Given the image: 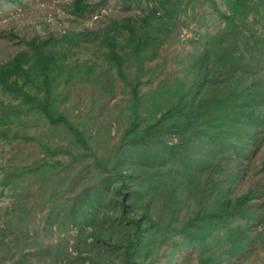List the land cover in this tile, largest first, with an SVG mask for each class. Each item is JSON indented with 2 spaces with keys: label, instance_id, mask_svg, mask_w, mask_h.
<instances>
[{
  "label": "trees",
  "instance_id": "1",
  "mask_svg": "<svg viewBox=\"0 0 264 264\" xmlns=\"http://www.w3.org/2000/svg\"><path fill=\"white\" fill-rule=\"evenodd\" d=\"M120 1L138 8L144 1L149 13L113 19L96 30L31 37L0 63V141L31 140L45 154L27 165L11 159L0 164L1 183L17 201L1 214L13 222L0 230V256L11 253L14 243L19 250L13 264H33L32 256L53 251L69 258L70 264H153L162 247L167 251L165 264H170V253L189 245L200 249L199 264H212L209 256L235 254L244 236L242 226L232 220L253 215L254 190L229 197L224 188L241 177L244 160L264 135V0H224L225 10L217 0H202L222 26L192 43L182 80L161 78L168 94L156 109H150V102L159 88L149 91V97L143 92L151 79L140 51L149 37H156L157 25L175 24L173 17L188 5L201 7V0ZM88 6L86 0H72L70 13L80 16ZM102 63L105 66L95 72ZM254 67L259 69L257 82ZM115 82L129 96V111L120 139L102 152V143L59 110L58 103L72 86L104 89ZM247 86L251 88L245 90ZM40 122L68 136L77 151L49 148L38 130ZM57 154L70 159L63 169L73 161L82 162L83 169L95 168L93 185L48 211V225L57 215L63 233L74 229L71 242L62 237L46 249L30 250L28 245L30 251H24L38 234L23 230L32 208L16 196L24 189L20 182L30 175L53 174L59 162L52 157ZM194 158L200 161L198 171L189 169ZM260 171L264 188V159ZM143 175L153 191L144 189ZM202 182L209 187L199 189ZM90 193L97 195L95 204L101 199L107 208L84 218L77 209L79 203H90Z\"/></svg>",
  "mask_w": 264,
  "mask_h": 264
},
{
  "label": "rangeland",
  "instance_id": "2",
  "mask_svg": "<svg viewBox=\"0 0 264 264\" xmlns=\"http://www.w3.org/2000/svg\"><path fill=\"white\" fill-rule=\"evenodd\" d=\"M86 1L89 6L82 15L77 16L70 13L72 0H0V63L23 49V40L31 37L37 36L43 39L48 35L59 37L68 31L77 33L83 30H96L113 19L139 18L149 13L145 9L146 3L144 4V1L139 3V8L136 7V3L124 4L120 0ZM223 1L217 0L221 10H225ZM203 2L200 1L201 7L198 4L193 7L188 5L184 13L173 17L175 24L171 26L157 25L154 30L156 37H149L147 39L148 45L140 51V57L144 55L142 61L148 67L151 79V85H144L143 92L149 97V91L156 92L159 88L155 100L150 102V109H156L157 104L166 99L168 94V87L161 78L170 77L172 81L175 76H180V80H182L186 65L184 61L194 46L192 43H196L206 32L213 34L217 28L222 26L219 17L212 14ZM201 11L203 14L198 15ZM196 45L200 47L198 44ZM246 58L248 61L252 60L250 56ZM125 64L127 65V62ZM104 66L105 64L102 63L95 69V72ZM253 69L256 75L253 79L257 82L259 69L258 67ZM250 80L248 79V81ZM112 84L104 89H92L87 84H82V87L72 86L65 100L61 101V104L58 103L59 110H64L73 122L80 124V128L90 138H95L102 143L98 145L102 152L120 139L129 111L127 107L129 106L128 94L122 92L119 82ZM248 87L251 88V86H247L245 90ZM262 92L264 94V85ZM146 106L147 103H144L142 108ZM47 125L48 123H38V130L43 131L42 140L49 148L62 146L64 147L63 150L77 151L75 145L69 144L68 136L49 130ZM263 129L264 126L262 131ZM34 132L38 131L34 130ZM93 141L95 142V140ZM41 156H45L44 152H41L31 140L24 142L18 139L16 142L11 141L6 144L0 141V164L11 159L15 164L27 165ZM46 157L49 159V156ZM195 158L199 159L201 155H197ZM195 158L191 160L193 163L189 165V169L198 171L200 161L195 163ZM52 159L59 162L58 165H55L53 174L49 175L44 172L24 178L20 182L24 189L20 188V192L16 194L17 197L22 198L26 207L32 208L31 218L26 219L28 221L23 226V230L38 234L37 239L23 246L24 251L32 250L33 246H37L36 248L41 250L46 249L48 246H53L62 237H66L71 242L74 229L70 228L68 233H63L64 230L58 225L57 215L53 216V223L48 225V211L64 199H69L71 193L74 194L82 187L87 188L93 185L92 177L95 168L83 169L82 162L73 161L69 169H63L70 162L67 154H57ZM263 159L264 135L262 141L256 143L252 151L248 153L247 159L244 160V172L241 177L234 184L224 188L229 197L246 193L249 189L254 190L253 215L245 214L232 220L233 224L242 226L244 236L239 237V246L235 248V254L229 255L228 252L222 251L209 256L212 258V264H264V188L262 187V173L260 171ZM143 176L145 178L144 189L150 188L153 191L155 188L149 183L148 177ZM1 177L2 172H0V230H3L8 227H6V223L12 225L13 219H4L3 215L1 216L2 211L14 206L17 201L11 196L12 192L9 188L2 185ZM159 180L160 176L158 177ZM202 183L203 185H197L199 189L209 187L204 182ZM90 195L92 196L89 204L81 205L79 203L78 205L77 213L84 215V218L89 216L92 218L93 213L98 215L107 208L101 199L95 200L99 202L98 204L92 201L97 195L94 196L93 193ZM59 211L60 209L57 210V212ZM16 227L20 228L21 226L16 224ZM11 237L12 234L7 236V239L11 240ZM20 240L21 247L23 238ZM28 245L32 246L30 250H28ZM240 245L243 248L241 252H238ZM12 248L11 253L0 256V264H13L14 254L19 249L15 247L14 243ZM160 250V254L153 260V264H165L167 251L165 247ZM69 251L70 248L68 247V253L73 255ZM199 254L200 249L198 247L191 245L180 247L170 253V264H199ZM69 260L62 253L58 254L54 251L48 255L41 253L32 256L33 264H70Z\"/></svg>",
  "mask_w": 264,
  "mask_h": 264
}]
</instances>
